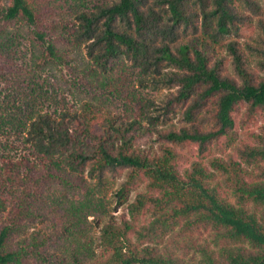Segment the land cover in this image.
Segmentation results:
<instances>
[{"label":"trees","instance_id":"1","mask_svg":"<svg viewBox=\"0 0 264 264\" xmlns=\"http://www.w3.org/2000/svg\"><path fill=\"white\" fill-rule=\"evenodd\" d=\"M7 1L0 64L23 24L34 66L67 39L125 100L131 69L168 92L122 115L103 80L73 111L6 110L37 158L2 162L0 264H264V0Z\"/></svg>","mask_w":264,"mask_h":264},{"label":"rangeland","instance_id":"2","mask_svg":"<svg viewBox=\"0 0 264 264\" xmlns=\"http://www.w3.org/2000/svg\"><path fill=\"white\" fill-rule=\"evenodd\" d=\"M8 3L7 0H0V5ZM32 29L34 26H26L19 24L18 28L13 29L12 45L14 52L10 56L9 61L0 64V177L5 178L2 162L6 160H17L23 157L36 159L32 147L23 142L22 128L17 124L7 123L6 117L10 110V106L17 104L33 105L35 110L42 109L54 115H58L63 110L78 109L79 105L100 93L98 85L101 81L106 80V86L102 90V94L109 96L114 102L108 104L114 107L122 115L128 111L131 113L138 111L139 103L142 99H161L168 89L162 84H154L153 81L147 80L137 70L131 69L127 72V77L133 83L130 89L140 100H125L115 92L113 86L117 76L102 77L103 75L96 70L94 73L92 66L89 65L84 47H74L65 40L56 41L57 46L63 53L61 59H53V63L34 66L35 63H42V60H35L34 56H40L44 44L33 40ZM243 40V39H242ZM67 65V66H66ZM33 69L31 76L25 78L24 71ZM142 102V101H141ZM27 105L22 107H27ZM26 109H29L26 108ZM25 112V109H23ZM264 125V113L257 114L255 131L259 126ZM144 142H149L148 139ZM118 180L111 183L104 189L102 196L103 203L106 206H113L112 192L118 186ZM9 186L3 184L0 179V187ZM111 202V204H110ZM121 209L114 211L118 214ZM92 220V217H90ZM93 231L96 230V221L92 222ZM49 223H37L36 229H45Z\"/></svg>","mask_w":264,"mask_h":264}]
</instances>
